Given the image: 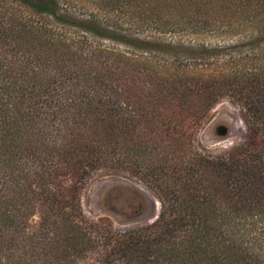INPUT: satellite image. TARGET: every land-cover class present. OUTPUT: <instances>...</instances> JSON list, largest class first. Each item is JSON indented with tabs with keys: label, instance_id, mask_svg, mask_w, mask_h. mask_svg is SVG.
Segmentation results:
<instances>
[{
	"label": "trees",
	"instance_id": "16d2710c",
	"mask_svg": "<svg viewBox=\"0 0 264 264\" xmlns=\"http://www.w3.org/2000/svg\"><path fill=\"white\" fill-rule=\"evenodd\" d=\"M13 1L48 23L30 30L13 16L0 37L11 52L0 53V252L30 253L36 264H264V0H220L219 9L216 0H176L200 4L205 18L163 32L218 31L247 10V22L263 19L245 52L146 40L88 0ZM57 46L81 56L53 60ZM225 97L241 109L243 141L216 155L195 149L197 127ZM148 138L165 161L150 159ZM106 169L143 171L160 202L153 222L120 232L81 214L80 188ZM2 227L18 240L6 244Z\"/></svg>",
	"mask_w": 264,
	"mask_h": 264
},
{
	"label": "rangeland",
	"instance_id": "374dc122",
	"mask_svg": "<svg viewBox=\"0 0 264 264\" xmlns=\"http://www.w3.org/2000/svg\"><path fill=\"white\" fill-rule=\"evenodd\" d=\"M69 2L73 0H68ZM87 4V0H81ZM120 1V2H119ZM88 0V4L95 9V12L105 13L107 11L118 21L123 24L122 28L128 29L131 35L139 36L140 38L154 41L153 38H159L158 42L168 44L185 43L192 46L200 45H233L241 44L244 52L248 51V38L254 36L259 26H261L263 16H254L252 22H247L246 17L250 11L243 10L239 14L242 16L241 22L236 26L225 25L213 32L192 33L188 32L184 36L176 34L163 33L166 32L170 25L181 24L187 18L204 20L205 13L201 11L200 4L197 6H188L182 9L176 0ZM203 1V0H191ZM206 1V0H205ZM234 6L238 4V0H231ZM79 6V0H74ZM220 0L214 1V5L219 7ZM209 6V5H207ZM233 6V7H234ZM99 8V9H98ZM78 7H75L70 13H76ZM104 9V10H103ZM113 11L111 12V10ZM15 16L18 21V26H25L31 30L35 26L42 23L47 24L48 20L43 17L32 15L24 7L15 3L13 0H0V37L5 32V27L8 25L9 19ZM108 16V15H107ZM239 16V15H238ZM239 16V17H240ZM258 22V23H257ZM39 24V25H38ZM264 27V25H263ZM68 35L78 34L77 32L68 30ZM33 34V32H32ZM165 34V35H164ZM31 36V32H26L23 44L24 47L31 48L37 44L36 37ZM32 42L28 44L29 42ZM42 44V42L40 43ZM44 44V42H43ZM99 45L110 48L117 53L121 52L126 55L127 50L117 44L110 42L99 41ZM246 45V46H244ZM48 45H42L41 48ZM56 47L57 53L53 56L70 55L74 58L81 56L82 48L77 46ZM0 53L9 54L10 47L4 45L0 41ZM35 51H37L34 48ZM49 51V50H48ZM137 56L143 54L137 52ZM145 56V55H143ZM85 61L81 59V62ZM264 64V62H263ZM225 97L215 103L208 112V119L197 127V132L194 136L193 146L196 149H201L202 152L211 154H221L226 152L234 145L241 143L246 135L247 129L241 117L240 108ZM149 143L146 144L148 148L152 149L150 152V159L156 164L159 160L165 161V153L159 148L158 143L148 138ZM175 164L178 167H186L189 163V158L179 156L175 159ZM189 166V165H188ZM143 171L137 169V173L128 170L106 169L91 173L90 177L84 181V185L79 191L80 211L83 216L91 220H103L106 225L113 229L126 232L134 228H140L144 225L153 222L159 213L160 202L158 201L154 191L148 187V184L143 181ZM39 215L36 214L31 218L32 223L37 222ZM3 236H6V244L15 243L18 239L13 236L16 232L12 227L6 229L2 227ZM21 254L26 257L17 262V256ZM30 255V253H29ZM23 254L22 252H0V264H3V259L11 260L10 264H36L32 256ZM8 261V262H9ZM72 264H96L95 258L80 259Z\"/></svg>",
	"mask_w": 264,
	"mask_h": 264
}]
</instances>
